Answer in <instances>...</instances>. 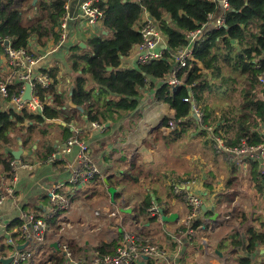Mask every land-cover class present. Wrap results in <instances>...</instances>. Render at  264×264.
<instances>
[{
  "label": "crops",
  "instance_id": "1",
  "mask_svg": "<svg viewBox=\"0 0 264 264\" xmlns=\"http://www.w3.org/2000/svg\"><path fill=\"white\" fill-rule=\"evenodd\" d=\"M19 1H23V10L30 8L34 13L33 16L23 18L22 23L25 25L38 16L35 7L37 0ZM74 1L76 0H65L70 3L72 18L68 21L65 38L60 45V31L57 26L54 27L58 34L57 40L50 37L45 47L35 41L30 44L32 51L38 55L33 72L57 67L59 73L56 87L65 95L73 88V74L69 71L67 62L69 49L76 43L85 47L83 41L96 30L102 29L101 23L87 26ZM146 16L148 14L143 12L141 21ZM3 54L0 55V61L4 59ZM136 56L134 47L131 53L122 59L121 67H133L136 64ZM0 74L2 75L1 72ZM141 92L136 110L126 113L120 119L102 122V129L93 127L79 113L69 121L71 129H81L82 138L90 148V157L100 170L92 180L78 187L70 183L72 170L79 167L77 148L64 150V121L60 118L55 119L59 120V123L47 120L44 124H53L51 128L44 124H32V127L28 128L31 122L27 120L18 124L17 130L10 134L11 141L0 148L1 158L10 153L14 158L17 154L27 165L5 173L0 162V190L4 194L0 204V259L12 255L13 246L9 239L16 241V244L24 243L18 240L19 225L16 226L21 214L33 212L41 215L49 207L50 189L62 183L61 191L69 197V205L48 221L45 244L36 249L32 258L24 264H52L48 258L62 256V246L66 243L72 246L76 253L73 255L78 259L89 257L93 247L100 242L115 240L117 243L114 251L122 243L125 233L131 232L157 242L160 249L166 251V258H156L153 260L154 264H237L238 259L245 256L251 260L264 261V244L257 245V250L252 254L246 251L247 241L240 217L237 220L240 224L237 230H234L232 225L225 226L223 223L229 216L227 203L233 204L240 198L243 201L247 196L245 187L255 191L253 196H248L250 201L245 205L255 206L251 201L257 199L258 194L248 180L249 172L247 176L234 174L241 169L249 171L250 163L242 165V161L235 163L226 160L227 155L214 147L216 137L221 136H214L212 129L205 125L203 127L196 123L193 133L190 128L181 138L173 139L174 132L168 131L162 124V119L165 116L173 117L174 110L167 103L156 100L152 88L145 87ZM3 104L4 109L0 111L7 110V103ZM179 128L180 125L178 130ZM44 140L56 148L54 159H39ZM189 141H193L195 145H203L202 149L208 151L212 144L215 152L213 154L217 155L213 156L209 152L208 161H203L196 155L189 157L183 152L184 149H181ZM197 158L203 164H197ZM189 163L192 167L199 166L203 169L191 168ZM222 165L228 170L230 167L233 175L223 174ZM232 166L235 171H232ZM206 168L210 173L205 174ZM189 176L193 178L187 180ZM224 177L227 180L222 185ZM106 178L108 182L104 181ZM170 180L185 183V189L198 195L206 206V211L201 209L199 214L203 224L192 234L196 237L181 229L186 226L189 206L173 193ZM233 183L237 189H230ZM6 187L10 188V192L6 191ZM109 188H114L113 195ZM146 199L165 207L168 210L166 214L177 213V219L168 222L152 220L147 211L141 215L140 202ZM214 212L218 213V217L212 221L209 218ZM250 226L259 228L254 222ZM235 231L241 239V246L237 248L229 238ZM167 233H172L173 238L168 239ZM218 233L219 237H212ZM63 256L64 261L60 264H68L65 254ZM148 259L141 258L135 264H148Z\"/></svg>",
  "mask_w": 264,
  "mask_h": 264
},
{
  "label": "trees",
  "instance_id": "2",
  "mask_svg": "<svg viewBox=\"0 0 264 264\" xmlns=\"http://www.w3.org/2000/svg\"><path fill=\"white\" fill-rule=\"evenodd\" d=\"M22 3L19 0H0V55L3 54L2 41L5 38L9 40L11 48L25 49L33 56L37 54L30 52L32 41L45 47L50 37L55 40L58 38L54 27L64 12L65 0H37L35 7L38 16L25 25L22 23ZM228 3L229 10L225 12L223 25L208 28L205 31L206 39L193 44L192 66L177 70L176 76L184 81L174 88L165 81L175 65L173 54L187 44L189 31L208 23L211 16L217 17L223 13L218 2H99L103 13L101 32L87 37L83 41L85 47L76 43L69 49L67 62L73 74L71 92L65 95L57 90V67L40 70L48 72L52 78L48 86L37 84L35 88L37 97L44 103L42 113L35 114L25 109L15 112L11 108L0 111V148L8 145L10 134L25 120L31 122L29 128L32 124H44L47 120L60 118L65 123L62 135L66 140L73 132L69 121L77 113L84 116L88 123L120 119L137 109L141 91L145 87L152 88L155 99L167 103L174 110L172 118L180 128L173 131V139L181 138L190 128L193 133L196 127L195 119L190 115V103L183 100L189 95L190 88L191 96L203 114V127H210L214 136H221L226 146H235L242 141L248 145L264 143V81L260 80V76H264V0H228ZM143 12L154 20L166 46L161 48L159 59L123 68L122 59L142 40L140 22ZM19 88L18 83L9 85V95L17 93ZM214 95L220 101L214 99ZM69 99L83 110L70 107ZM169 119L163 117L162 124L167 126ZM41 148L39 159L50 157L56 152V148L47 140H44ZM6 155L1 158L0 153L5 173L10 171V161L13 159L11 153ZM232 171H235L233 166ZM248 180L257 193L264 192V172L258 170L255 161L250 162ZM153 203L164 213L168 212L159 203L146 199L140 202L141 215ZM150 219L155 220L152 217ZM253 222L259 228L250 226ZM19 223L20 220H17L16 226ZM202 224L199 214L191 221L193 229ZM241 225L245 230L246 251L252 254L257 250V245L264 244V220L259 216L250 219L245 217ZM181 229L186 230L187 227ZM229 238L236 248L241 246L238 232H233ZM116 243L115 240L100 242L93 247L92 252L96 251L100 256L108 254L116 247ZM66 245L73 259L77 260L72 246ZM63 254L50 257L48 261L60 264L64 261ZM148 258L147 263L154 264L155 259ZM249 261V257H240L237 264H247Z\"/></svg>",
  "mask_w": 264,
  "mask_h": 264
},
{
  "label": "built area",
  "instance_id": "3",
  "mask_svg": "<svg viewBox=\"0 0 264 264\" xmlns=\"http://www.w3.org/2000/svg\"><path fill=\"white\" fill-rule=\"evenodd\" d=\"M101 1L105 0L74 1L75 6H77L82 13L87 26L96 25L102 22L103 13L99 7V2ZM213 1L218 2L223 13L217 17L211 16L208 23L187 33V44L181 47L177 53L173 54L175 65L165 80L168 85L178 87L183 84L184 80L177 77L176 73L179 68L192 66L191 61L193 60V44L206 38L205 31L208 28H218L223 25L225 12L229 10L228 0ZM65 3L64 12L57 21V29L60 31L59 45L65 38L68 21L72 18L70 3ZM140 32L142 40L134 46L137 51L136 63L144 64L152 60L159 59L161 57V45L165 44V41L160 29L154 23V20L149 16L143 18L140 22ZM6 41L7 44H5ZM2 43L6 59L0 61V72L2 73L0 76V110L4 109L3 103L6 102L7 109L11 108L15 112H20L25 109L35 114H41L44 103L37 97V91L35 88L37 84L48 86L52 82V78L48 75V72H33V66L37 64L38 57L31 55L25 49L11 48L7 38H5ZM30 52H33L31 47ZM260 80L264 81V76H260ZM16 83L20 84V88L16 90L17 93L9 95V85H15ZM27 84L31 87V97L28 100L22 98ZM183 100L190 103V113L193 115L195 122L197 124H201L203 114L200 107L194 102L191 96L190 88L189 95L184 97ZM91 125L95 128H103V124L99 122H91ZM166 128L170 132L177 130V121L170 117ZM215 140L216 148L225 152L227 160H232L235 163L242 161V165H247L250 162L255 161L258 165V170L264 172V143L248 145L245 141H242L238 145L230 147L226 146L225 141L220 137H216ZM72 147L77 148L76 155L79 167L72 170L70 183L73 186L78 187L79 185H84L89 180H92L100 173V170L90 157L89 145L82 138V131L80 128H75L72 134L65 140L64 150L68 151ZM54 158L55 154H52L50 159ZM20 166H27L20 158H13L10 161L11 170ZM170 184L172 185L173 193L183 199L189 206V212L186 218V233L192 235L197 228L193 229L191 227V221L194 220L198 214H200L202 199L198 195L186 190L185 183L170 180ZM6 188V191L10 192V188ZM62 188L63 184L58 183L50 189L49 207L41 215H37L33 212L21 214L18 228L20 238L18 240L23 242L28 241V244L25 248L18 249L17 246L20 245V243L16 244V241L9 239L8 241L13 246V252L11 255L13 258L8 264H24V262L29 261L32 258L33 252L36 249L45 244V233L49 227L48 221L59 214L60 211L65 210L69 205V197L62 193ZM3 199L4 194L0 190V204L3 202ZM147 214L149 217L161 220L160 207L154 203L148 209ZM168 234L173 238L174 235L172 233ZM62 249L65 257L67 258L68 264H135L144 256L160 260L166 258L164 252L157 245L149 243L147 240L144 241L132 232L125 233L122 243L119 244L114 251L101 256L94 251L91 252L90 256L85 259L74 260L66 244H63ZM247 264L263 263L262 261L251 260Z\"/></svg>",
  "mask_w": 264,
  "mask_h": 264
},
{
  "label": "rangeland",
  "instance_id": "4",
  "mask_svg": "<svg viewBox=\"0 0 264 264\" xmlns=\"http://www.w3.org/2000/svg\"><path fill=\"white\" fill-rule=\"evenodd\" d=\"M36 1V0H35ZM21 11H22V20H23V18H25V17H27L28 15L29 16H33L34 15V13L33 12H31V10H30V8H24V10L21 8ZM30 22V21H29ZM101 28L100 29H98V30H96L94 33H99V32H101ZM4 55V54H3ZM38 55H36L35 57H37ZM4 59H6V56L4 55ZM0 76H1V74H0ZM230 96H233L232 94H230ZM214 99H216V100H218V101H220L218 98H216V96L214 95ZM46 123V122H45ZM47 128H51L52 126H54L53 124H51V123H47V124H44ZM203 148V145H200V144H198V145H195V144H193V141H189V143H187L184 147H181V149L183 150L184 149V153L186 154V155H188L189 157H194L195 155L197 156V157H199L200 159H202L203 161H208V157H209V152L213 155V156H216L217 154H213V152H214V147H213V145L212 144H210V147H209V151L206 149V150H204V149H202ZM211 148V149H210ZM216 148V147H215ZM215 153V152H214ZM221 157V156H220ZM225 157V156H224ZM223 159V158H222ZM227 160V159H226ZM184 161H185V158H184ZM197 164H203V163H200L199 162V159L197 158ZM188 166H190L191 168H194V169H199V170H201V169H203V167H199V166H195V167H192V165H190V163L188 164ZM184 167V163L182 164V168ZM205 168V167H204ZM241 167H239V169H240ZM221 170L223 171V174H225V175H227V174H229V176L230 175H233V173L231 172V170H230V167H229V170H228V168H226L225 166H223L222 165V167H221ZM206 172H208V169L206 168L205 169V174H206ZM249 171H247L246 169H241V170H237V172H235L234 174H237L238 176H247V173H248ZM208 173H210V171L208 172ZM193 177L192 176H189V177H187L186 179L187 180H191ZM196 178V177H195ZM184 179V178H183ZM185 180V179H184ZM196 180V179H195ZM227 179L224 177V179L222 180V185H223V183L226 181ZM238 180V178L236 177V181ZM186 181V180H185ZM234 188H236L235 187V183H233L232 184V186L230 187V189H234ZM237 189V188H236ZM244 191H245V193H246V195L247 196H245V198L243 199V201H242V199L240 198V199H238L237 201H235L233 204H231V203H227L228 204V210H229V216L224 220V224H226L225 226H230V225H232V227H233V229L234 230H237V229H239V223H238V218L240 217L241 218V220L243 221V219L246 217V218H248V219H250V218H255V217H257V216H259V217H261L262 218V220H264V192H262V193H257L258 194V198L257 199H254L253 201H251V202H253V204H255V206H248V205H245L246 203H249V201H250V199H249V197L248 196H253L254 194H255V191H251V190H249V189H247L246 187H245V189H244ZM256 197V196H255ZM258 222H259V220H258ZM166 234V233H165ZM199 233L197 232V235H198ZM187 236V235H186ZM188 236H190V235H188ZM193 236V235H192ZM192 236H190V237H192ZM219 237V233H218V235L216 234V235H212V237ZM166 237H168V239H170V236H169V234L167 233V235H166ZM193 237H196L195 235L193 236ZM192 237V238H193ZM144 241H148L149 243H152V244H155V245H157L159 248H160V245L157 243V242H155V241H151V240H149V239H145V238H142ZM214 239V238H213ZM194 241H196V240H194ZM163 249V248H162ZM161 249V250H162ZM163 252H164V255L165 256H167L166 255V251L163 249L162 250ZM229 262H231V261H229Z\"/></svg>",
  "mask_w": 264,
  "mask_h": 264
},
{
  "label": "water",
  "instance_id": "5",
  "mask_svg": "<svg viewBox=\"0 0 264 264\" xmlns=\"http://www.w3.org/2000/svg\"><path fill=\"white\" fill-rule=\"evenodd\" d=\"M5 44H7V41L5 42ZM82 45H83V44H80V46H82ZM161 48H165V44H162V45H161ZM109 69H110V68H109ZM174 88H176V87H174ZM71 90H72V88H71ZM30 91H31V87H30L29 84H27V85H26V88H25V91H24V93H23V95H22V98H23V99H27V100L30 99V97H31ZM68 105H69L70 107H72V108H77V109L80 110V111L83 110L81 107L76 106V105L71 101V99H69V101H68ZM54 121L57 122V123L60 122L59 120H54ZM14 158H18V155L15 154V155H14ZM104 181L107 182V178L104 179ZM109 192L113 195L114 188H109ZM201 209L204 210V212H205V211H206V206H205L204 204H202V205H201ZM122 210H123V211H129V210H127V209H122ZM217 217H218V213H217V212H214V213L210 216L209 219H211L212 221H214L215 218H217ZM160 219H161L162 221H166V222H168V221H175V220L177 219V213L173 212V213L166 214V213H164L163 210L160 208ZM27 244H28V241H25L23 244H20V245H18L17 247H18V249H23ZM218 253H219V252H218ZM12 258H13L12 256L7 257V258H1V259H0V263H2V264H8V263L12 260ZM143 258H148V257H147V256H144Z\"/></svg>",
  "mask_w": 264,
  "mask_h": 264
},
{
  "label": "bare ground",
  "instance_id": "6",
  "mask_svg": "<svg viewBox=\"0 0 264 264\" xmlns=\"http://www.w3.org/2000/svg\"><path fill=\"white\" fill-rule=\"evenodd\" d=\"M205 39H206V38H205ZM205 39H203V40H205ZM203 40H202V41H203ZM181 79H182V78H181ZM173 87H177V86H173ZM190 115H191V116H193L191 113H190ZM199 125H200V126H202V123H201V124H199ZM216 149H217V148H216ZM217 150H218V151H222V150H220V149H217ZM155 204H156V203H155ZM156 205H157V204H156ZM138 237H139V236H138ZM139 238H141V239H142V237H139Z\"/></svg>",
  "mask_w": 264,
  "mask_h": 264
}]
</instances>
